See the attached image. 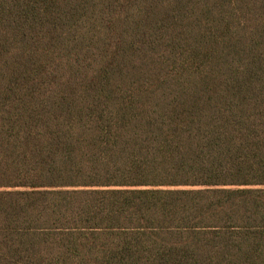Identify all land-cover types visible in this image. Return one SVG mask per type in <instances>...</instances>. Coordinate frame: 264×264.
Here are the masks:
<instances>
[{
    "label": "trees",
    "instance_id": "trees-1",
    "mask_svg": "<svg viewBox=\"0 0 264 264\" xmlns=\"http://www.w3.org/2000/svg\"><path fill=\"white\" fill-rule=\"evenodd\" d=\"M0 264H264V0H0Z\"/></svg>",
    "mask_w": 264,
    "mask_h": 264
}]
</instances>
